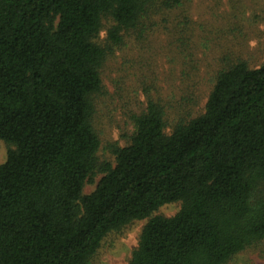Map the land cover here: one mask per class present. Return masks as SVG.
<instances>
[{"label": "trees", "instance_id": "16d2710c", "mask_svg": "<svg viewBox=\"0 0 264 264\" xmlns=\"http://www.w3.org/2000/svg\"><path fill=\"white\" fill-rule=\"evenodd\" d=\"M156 5L0 0V139L14 147L0 164V264H92L110 232L178 201L150 218L129 264H227L264 241V65L221 70L205 112L171 134L149 99L115 165L100 161L107 57Z\"/></svg>", "mask_w": 264, "mask_h": 264}, {"label": "rangeland", "instance_id": "374dc122", "mask_svg": "<svg viewBox=\"0 0 264 264\" xmlns=\"http://www.w3.org/2000/svg\"><path fill=\"white\" fill-rule=\"evenodd\" d=\"M156 0L143 31L126 33V44L114 47L103 71V92L96 101V127L101 138L100 161L116 163L115 146H125L135 132L131 115L146 109L149 99L165 105L171 134L179 122L205 112L217 75L240 60L251 68L264 65V0ZM97 41L107 45L104 19ZM10 148L0 139V164ZM104 176L95 172L84 194ZM182 202L161 206L150 217L110 232L92 264H129L144 227L155 216L172 217ZM227 264H264V241L236 255Z\"/></svg>", "mask_w": 264, "mask_h": 264}]
</instances>
